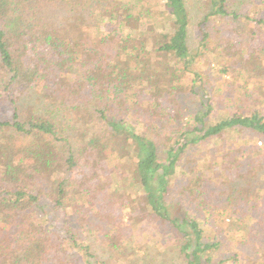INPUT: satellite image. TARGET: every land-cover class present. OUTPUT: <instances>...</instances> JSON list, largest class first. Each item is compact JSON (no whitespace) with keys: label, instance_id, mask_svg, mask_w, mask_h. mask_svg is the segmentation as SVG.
I'll list each match as a JSON object with an SVG mask.
<instances>
[{"label":"trees","instance_id":"trees-1","mask_svg":"<svg viewBox=\"0 0 264 264\" xmlns=\"http://www.w3.org/2000/svg\"><path fill=\"white\" fill-rule=\"evenodd\" d=\"M238 4L208 0L199 55L186 0H0V264H110L81 238L79 216L122 240L145 219L161 222L180 264H264V242L252 257L227 249L216 259L225 240L209 241L185 211L206 201L191 194L193 176L188 188L176 177L187 152L215 144L214 180L199 185L222 181L209 206L238 229L264 222V111L215 99L232 72L239 95L264 90V16L253 0ZM29 93L39 107H20Z\"/></svg>","mask_w":264,"mask_h":264},{"label":"rangeland","instance_id":"rangeland-1","mask_svg":"<svg viewBox=\"0 0 264 264\" xmlns=\"http://www.w3.org/2000/svg\"><path fill=\"white\" fill-rule=\"evenodd\" d=\"M186 1L192 23L189 32L188 44L194 53H198L200 55L203 52L199 42L201 37L200 30L203 28V26L200 24L209 14L208 0ZM235 1L239 3L236 5L238 8L239 5L241 6L242 4H248L252 0ZM254 1L257 3L256 5L261 8L259 11L260 15L256 16V18L264 16V0H253V2ZM249 8H251V6ZM205 61L202 57L200 60H197L195 66L199 69H203ZM209 62L211 64L213 61L210 59ZM212 64L214 65L213 69H215V63ZM262 64L263 63L261 62L258 67H262ZM260 70H264V65L263 69L259 68V71ZM212 74H214V71L210 73L209 78H212ZM223 79L225 80L223 81ZM235 79H239L238 72H232L230 76H224L219 80L220 94L215 99L217 102L222 101V105L220 104V107L218 108L223 110L227 109L223 104V100L227 98L229 99V103L232 100L230 105H233V103L239 99L241 103L239 106L241 107L245 106L247 109L250 107V111H264V90L262 96H260L253 89V85L250 84L245 87V94L243 93L239 95L240 82H236ZM228 81L232 83H228ZM209 82L213 83V80ZM197 91H199V89H197ZM188 104H190L189 99ZM19 105L21 108H26L29 106L37 108L40 106V102L36 101V96L29 93L25 94L21 98ZM8 113L9 110L6 108L4 103H0V117H6ZM213 114V118L218 119L221 115V112L218 114V112L215 110ZM129 115L130 114H128V112H124V116L129 118ZM82 129L83 128L81 126L75 127V134L77 135L78 133H81ZM254 143V138H250L248 145L252 146ZM231 144H233V139H230L228 144L226 143V147H229L228 149H232L233 146ZM260 144L261 143L258 142L257 145L259 146ZM221 154V152H217L215 144H208L203 149H194L192 152H187L186 156L178 164L179 170L176 177L179 178V186L183 185L184 188L190 187L191 185L189 183V179L193 176L195 179L194 185L196 188L192 190L191 194H193L194 198L200 196L206 201V206H204V208H198L197 212H194L193 208H185V211L188 213L187 215L189 218L196 217L202 227L206 229V238L209 237V241L214 238L221 241L225 240L226 246L221 250H218V252H214L216 259L229 257V251L231 249H233L234 252L238 251L242 255L252 257V254L256 253L254 250L255 247H259V245L264 242V222L262 219H260L263 214H258L257 219L248 221L247 227L245 229H238L235 225L228 224L230 219H227L226 214L219 212L220 205L213 204L209 206L208 201H211L217 195V190L214 188L219 186L218 184L222 183L220 178L218 177V182H216V184L208 183V185H203L202 188L201 186L199 187V185L203 184L200 183V180L203 179L202 177L208 176L210 179L213 177L216 171V163L220 160L219 157L222 156ZM183 173L185 174L183 175ZM198 174L200 175L198 176ZM212 179L214 180V178ZM183 192H186V190ZM200 193L202 195H200ZM171 197L172 204L179 210L182 209L181 204L184 203V201L180 202V195L179 192H177V189L174 190V193L173 195L171 194ZM184 197L186 200H190V196L188 198V196L185 194ZM260 207L261 206H258V208ZM262 208L263 207H261L260 210H262ZM66 213H70L69 217L71 216L72 221L75 222V217L73 216L76 215L77 217V214L74 213V208L72 209L71 207V210L67 211ZM86 215L88 216V213ZM56 216L58 218L54 224L56 227L61 228L62 222L65 221L63 220L64 214L58 213ZM79 219V224L76 222L77 224L75 223L74 226H80L78 230L80 231L81 238L86 237V240L91 245V253H94L97 259L105 260L110 264H180L175 262L176 258L174 253L175 245L177 243L176 239L171 236V230L161 222H156L153 219H145L143 220L142 224H140V226H143V228H134L133 226L129 227V234L125 235L126 239L123 238L124 240H122L119 239L118 232L116 239L115 236L107 234L105 231L95 232L94 227L97 223L87 225V218L84 219L83 217L79 216ZM118 224L120 225V223ZM118 224L117 227H120ZM106 236H108L110 239L111 237H114V240L116 239L119 240V243L121 242L120 245L118 244L119 246L117 247V251L110 247ZM205 240L207 241V239ZM227 249H229V251ZM173 258L175 259L174 262Z\"/></svg>","mask_w":264,"mask_h":264}]
</instances>
